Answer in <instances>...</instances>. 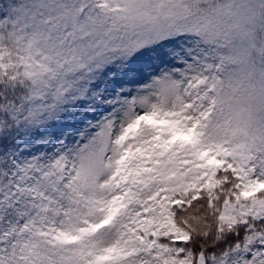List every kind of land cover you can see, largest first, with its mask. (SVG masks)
I'll list each match as a JSON object with an SVG mask.
<instances>
[{"label": "snow or ice", "instance_id": "1", "mask_svg": "<svg viewBox=\"0 0 264 264\" xmlns=\"http://www.w3.org/2000/svg\"><path fill=\"white\" fill-rule=\"evenodd\" d=\"M0 264H264V0H0Z\"/></svg>", "mask_w": 264, "mask_h": 264}]
</instances>
